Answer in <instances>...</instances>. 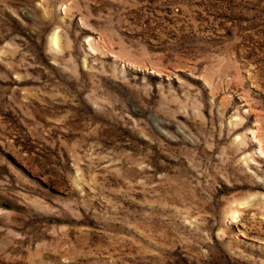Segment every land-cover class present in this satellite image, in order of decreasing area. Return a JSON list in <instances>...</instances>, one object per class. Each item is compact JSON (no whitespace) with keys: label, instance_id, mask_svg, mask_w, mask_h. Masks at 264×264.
Wrapping results in <instances>:
<instances>
[{"label":"rangeland","instance_id":"rangeland-1","mask_svg":"<svg viewBox=\"0 0 264 264\" xmlns=\"http://www.w3.org/2000/svg\"><path fill=\"white\" fill-rule=\"evenodd\" d=\"M0 264H264V0H0Z\"/></svg>","mask_w":264,"mask_h":264}]
</instances>
